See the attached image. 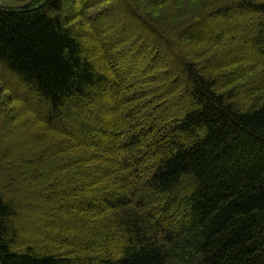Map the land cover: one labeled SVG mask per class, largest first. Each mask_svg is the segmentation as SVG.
<instances>
[{"label": "trees", "instance_id": "1", "mask_svg": "<svg viewBox=\"0 0 264 264\" xmlns=\"http://www.w3.org/2000/svg\"><path fill=\"white\" fill-rule=\"evenodd\" d=\"M7 1L0 264H264V0Z\"/></svg>", "mask_w": 264, "mask_h": 264}, {"label": "water", "instance_id": "2", "mask_svg": "<svg viewBox=\"0 0 264 264\" xmlns=\"http://www.w3.org/2000/svg\"><path fill=\"white\" fill-rule=\"evenodd\" d=\"M45 2H46V0H43L39 5L32 7L31 9H37V8L43 6ZM0 10H2L4 12H17V11H19V9H16V8L9 9L6 7H0Z\"/></svg>", "mask_w": 264, "mask_h": 264}, {"label": "rangeland", "instance_id": "3", "mask_svg": "<svg viewBox=\"0 0 264 264\" xmlns=\"http://www.w3.org/2000/svg\"><path fill=\"white\" fill-rule=\"evenodd\" d=\"M0 3L1 4H8V5L13 4V3H11L10 1H7V0H1Z\"/></svg>", "mask_w": 264, "mask_h": 264}]
</instances>
